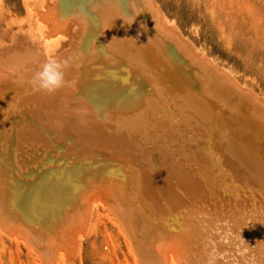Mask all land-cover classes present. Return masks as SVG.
<instances>
[{"label": "bare ground", "instance_id": "obj_1", "mask_svg": "<svg viewBox=\"0 0 264 264\" xmlns=\"http://www.w3.org/2000/svg\"><path fill=\"white\" fill-rule=\"evenodd\" d=\"M16 1L0 0V234L68 264L107 217L126 264H264V93L157 0ZM48 61L52 93L33 85Z\"/></svg>", "mask_w": 264, "mask_h": 264}, {"label": "rangeland", "instance_id": "obj_2", "mask_svg": "<svg viewBox=\"0 0 264 264\" xmlns=\"http://www.w3.org/2000/svg\"><path fill=\"white\" fill-rule=\"evenodd\" d=\"M157 1L198 46L264 93V0H216L219 4L214 0ZM14 8H21L20 1L14 3ZM19 12V18L24 21L23 11ZM103 224L88 242V232L79 234L82 250L68 264H126L122 235L107 217ZM40 261L37 254L0 234V264L44 263Z\"/></svg>", "mask_w": 264, "mask_h": 264}, {"label": "clouds", "instance_id": "obj_3", "mask_svg": "<svg viewBox=\"0 0 264 264\" xmlns=\"http://www.w3.org/2000/svg\"><path fill=\"white\" fill-rule=\"evenodd\" d=\"M61 65L55 61H48L41 66L40 71L33 77V85L36 90L52 93L63 82Z\"/></svg>", "mask_w": 264, "mask_h": 264}]
</instances>
